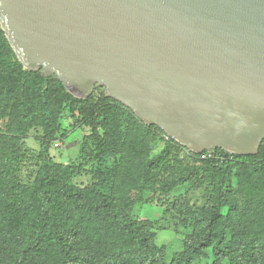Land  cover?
<instances>
[{
	"label": "water",
	"instance_id": "water-1",
	"mask_svg": "<svg viewBox=\"0 0 264 264\" xmlns=\"http://www.w3.org/2000/svg\"><path fill=\"white\" fill-rule=\"evenodd\" d=\"M0 26L24 68L193 153L264 139V0H0Z\"/></svg>",
	"mask_w": 264,
	"mask_h": 264
},
{
	"label": "trees",
	"instance_id": "trees-1",
	"mask_svg": "<svg viewBox=\"0 0 264 264\" xmlns=\"http://www.w3.org/2000/svg\"><path fill=\"white\" fill-rule=\"evenodd\" d=\"M0 82L4 96L0 112L13 100L20 116L0 157V240L9 252L4 264H165L163 251L154 243L152 224L130 216L127 195L76 187L71 179L73 168L54 162L46 148L45 171L33 185H22L16 179L19 139L31 129H43L45 146L64 134L59 122L63 112L76 111L86 117L89 109L90 122L101 130L93 149L104 157L119 147L116 106L137 118L131 110L104 92L101 99L111 102L109 108L94 110L93 92L87 98H76L55 75L43 76L39 70L24 68L1 26ZM191 153L205 156L210 195L196 210L192 232L184 237L182 249L173 253L170 264H264V199L259 192L264 186V139L255 154H231L221 148ZM193 169L183 168L169 181L185 183ZM149 173L147 161L144 177ZM223 208H227L225 213Z\"/></svg>",
	"mask_w": 264,
	"mask_h": 264
},
{
	"label": "rangeland",
	"instance_id": "rangeland-1",
	"mask_svg": "<svg viewBox=\"0 0 264 264\" xmlns=\"http://www.w3.org/2000/svg\"><path fill=\"white\" fill-rule=\"evenodd\" d=\"M1 83L0 105L4 102ZM92 92L91 108H109L111 102L104 103L101 99L103 89L96 87ZM15 107L13 100H8L5 111L0 112V157L4 153L6 137L13 134L20 120ZM116 108L119 147L115 154L101 157L95 153L93 148L101 130L90 122L89 109L86 117L76 111H65L59 120L64 134L59 133L45 146L42 144L44 132L40 127L31 129L19 139L20 161L16 179L22 185H33L45 171L46 148L47 156L54 162L73 168L71 179L76 187L89 188L92 193L127 195L132 205L130 216L152 224L154 243L163 251L165 264H170L173 253L182 249L184 237L192 232L196 210L206 204L210 195L207 187L210 171L204 162L205 156H194L155 126L143 127L128 109ZM74 121L78 122L75 126L72 125ZM55 141L59 143L56 147ZM147 161H150V173L146 178L143 163ZM186 167L194 168L191 176L185 183L172 185L169 179ZM259 192L264 199V186ZM226 210L223 208L222 213ZM8 259V245L0 240V264Z\"/></svg>",
	"mask_w": 264,
	"mask_h": 264
},
{
	"label": "built area",
	"instance_id": "built-area-1",
	"mask_svg": "<svg viewBox=\"0 0 264 264\" xmlns=\"http://www.w3.org/2000/svg\"><path fill=\"white\" fill-rule=\"evenodd\" d=\"M58 141H55V143H54V146L56 147V146H58Z\"/></svg>",
	"mask_w": 264,
	"mask_h": 264
}]
</instances>
